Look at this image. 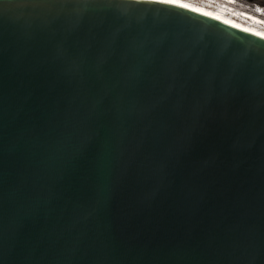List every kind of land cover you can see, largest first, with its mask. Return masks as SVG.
Listing matches in <instances>:
<instances>
[{
	"label": "water",
	"instance_id": "water-1",
	"mask_svg": "<svg viewBox=\"0 0 264 264\" xmlns=\"http://www.w3.org/2000/svg\"><path fill=\"white\" fill-rule=\"evenodd\" d=\"M0 264H264V34L0 0Z\"/></svg>",
	"mask_w": 264,
	"mask_h": 264
},
{
	"label": "bare ground",
	"instance_id": "bare-ground-1",
	"mask_svg": "<svg viewBox=\"0 0 264 264\" xmlns=\"http://www.w3.org/2000/svg\"><path fill=\"white\" fill-rule=\"evenodd\" d=\"M157 1L169 4L172 6H176L179 8H184L186 10L196 12L199 14H203V15L215 18L217 20H220L222 22H225L227 24H230L232 26H236L239 28H243V29H247V30H251L254 32L264 34V21H258L255 17L252 18L250 15L241 14L238 16H234L228 13H224L220 10H216L205 4H199L197 2H193L190 0H157ZM202 1L205 3L209 2L210 4L217 6L216 2H212V1L210 2L209 0H202ZM222 1L227 2V3H233L234 0H225V1L222 0ZM251 10L254 11L253 9ZM246 16L251 17L252 21H250V19H248Z\"/></svg>",
	"mask_w": 264,
	"mask_h": 264
},
{
	"label": "rangeland",
	"instance_id": "rangeland-1",
	"mask_svg": "<svg viewBox=\"0 0 264 264\" xmlns=\"http://www.w3.org/2000/svg\"><path fill=\"white\" fill-rule=\"evenodd\" d=\"M193 2H197L199 4H205L209 7H212L216 10H220L224 13H228L234 16H238L241 14H245V15H250L252 18H256L258 21H264V16L252 11L251 9L254 10L255 6H259L260 8L263 9L264 12V7L254 4L253 0H235L236 3L234 5L227 3V2H223V1H219V0H209L210 2H216L217 6L210 4L209 2H203L202 0H190ZM262 3H264V0H260ZM222 3H224L222 5Z\"/></svg>",
	"mask_w": 264,
	"mask_h": 264
},
{
	"label": "trees",
	"instance_id": "trees-1",
	"mask_svg": "<svg viewBox=\"0 0 264 264\" xmlns=\"http://www.w3.org/2000/svg\"><path fill=\"white\" fill-rule=\"evenodd\" d=\"M253 3L264 7V3H262L260 0H253Z\"/></svg>",
	"mask_w": 264,
	"mask_h": 264
},
{
	"label": "clouds",
	"instance_id": "clouds-1",
	"mask_svg": "<svg viewBox=\"0 0 264 264\" xmlns=\"http://www.w3.org/2000/svg\"><path fill=\"white\" fill-rule=\"evenodd\" d=\"M254 11H256L257 12V10L256 9H254ZM258 14H260L259 12H257ZM262 13V12H261ZM260 15H262V14H260ZM263 16V15H262Z\"/></svg>",
	"mask_w": 264,
	"mask_h": 264
}]
</instances>
